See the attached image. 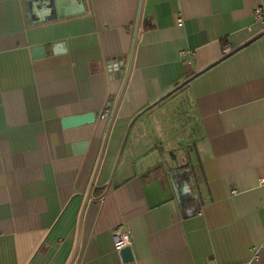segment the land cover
Wrapping results in <instances>:
<instances>
[{"label":"crops","instance_id":"crops-1","mask_svg":"<svg viewBox=\"0 0 264 264\" xmlns=\"http://www.w3.org/2000/svg\"><path fill=\"white\" fill-rule=\"evenodd\" d=\"M259 4L0 0V264H264ZM185 80L183 162L157 115Z\"/></svg>","mask_w":264,"mask_h":264},{"label":"rangeland","instance_id":"rangeland-1","mask_svg":"<svg viewBox=\"0 0 264 264\" xmlns=\"http://www.w3.org/2000/svg\"><path fill=\"white\" fill-rule=\"evenodd\" d=\"M182 98L180 92L170 96L166 102L159 105L160 110L157 117L161 120L160 122L158 119L164 134L162 138L163 148L173 157L176 156L177 158L181 154L184 162L188 152L193 151L192 143L195 140V134L190 112L181 105ZM185 165L187 164L185 163Z\"/></svg>","mask_w":264,"mask_h":264},{"label":"water","instance_id":"water-1","mask_svg":"<svg viewBox=\"0 0 264 264\" xmlns=\"http://www.w3.org/2000/svg\"><path fill=\"white\" fill-rule=\"evenodd\" d=\"M25 3H26V6H27V9H28V12L30 14L33 11L32 9H35V10L36 9H39L38 11L39 12H42V14H43V12H47L48 10L49 11H53V10L55 11V10H57V12H58L59 11V8H60V0H25ZM55 16H57V14H55L53 17H55ZM159 168L163 172L164 178H165L167 184L169 185L168 186L169 188H170L171 184H173L176 181V179H177L178 182L181 181L182 178H179V177H182L181 173H175V175L173 177L169 176L166 173L167 171L165 169L164 164H162V162L157 163L155 165V168L154 169L157 170ZM184 172H186L187 174H189V180H190L189 182L192 185H194V181H193V178H192V175H191V169L188 167V168L185 169ZM182 182H183V179H182ZM170 191H171V195H172V190H170ZM120 255L122 256V258L124 260H127V261L132 260V254H131L130 246L123 247L120 250Z\"/></svg>","mask_w":264,"mask_h":264},{"label":"built area","instance_id":"built-area-1","mask_svg":"<svg viewBox=\"0 0 264 264\" xmlns=\"http://www.w3.org/2000/svg\"><path fill=\"white\" fill-rule=\"evenodd\" d=\"M257 1H261V0H257ZM254 15L257 21L264 22V7H262L261 4L257 5L256 8L254 9ZM178 20L181 21L180 18ZM119 67H121L122 69V64H120ZM106 111L107 110H104V113L101 115L102 118L107 114ZM112 240H113L114 248L118 253L123 247L129 246L131 243L129 234L121 228L113 232Z\"/></svg>","mask_w":264,"mask_h":264},{"label":"trees","instance_id":"trees-1","mask_svg":"<svg viewBox=\"0 0 264 264\" xmlns=\"http://www.w3.org/2000/svg\"><path fill=\"white\" fill-rule=\"evenodd\" d=\"M178 85H180L174 92L175 93H178V92H180V94H182V90H183V88L187 85V80H185V81H183L182 82V84H180V82H177L176 84H175V86H178ZM182 103H181V105H183V106H186V108L188 109V112H191L189 109H190V107H191V104L188 102L187 103V101H186V99H185V97H184V95L182 94ZM192 109V108H191ZM192 147L195 149V147H196V141L194 140L193 141V144H192ZM190 163V162H189ZM190 169H191V171H193V170H195V165H190V167H189Z\"/></svg>","mask_w":264,"mask_h":264}]
</instances>
